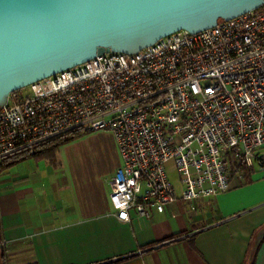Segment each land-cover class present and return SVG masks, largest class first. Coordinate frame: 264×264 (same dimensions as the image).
Listing matches in <instances>:
<instances>
[{
	"label": "built area",
	"instance_id": "obj_1",
	"mask_svg": "<svg viewBox=\"0 0 264 264\" xmlns=\"http://www.w3.org/2000/svg\"><path fill=\"white\" fill-rule=\"evenodd\" d=\"M24 90L0 108V161L72 131H106L120 159L108 183L118 221L178 201L195 211L243 168L264 169V4L135 54H100Z\"/></svg>",
	"mask_w": 264,
	"mask_h": 264
},
{
	"label": "crops",
	"instance_id": "obj_2",
	"mask_svg": "<svg viewBox=\"0 0 264 264\" xmlns=\"http://www.w3.org/2000/svg\"><path fill=\"white\" fill-rule=\"evenodd\" d=\"M29 161L39 173L27 174ZM117 165L115 171L120 159ZM115 171L106 189L101 180L67 174L57 160L28 159L1 172L0 264L247 260L253 237L264 226V169L233 178L227 193L199 201L195 211L178 201L147 218L131 212L129 222L118 221L111 210L108 183ZM253 257V264H264V242Z\"/></svg>",
	"mask_w": 264,
	"mask_h": 264
},
{
	"label": "water",
	"instance_id": "obj_3",
	"mask_svg": "<svg viewBox=\"0 0 264 264\" xmlns=\"http://www.w3.org/2000/svg\"><path fill=\"white\" fill-rule=\"evenodd\" d=\"M264 0H0V108L10 95L88 63L131 55L171 34H197ZM264 239L254 235L251 254Z\"/></svg>",
	"mask_w": 264,
	"mask_h": 264
},
{
	"label": "rangeland",
	"instance_id": "obj_4",
	"mask_svg": "<svg viewBox=\"0 0 264 264\" xmlns=\"http://www.w3.org/2000/svg\"><path fill=\"white\" fill-rule=\"evenodd\" d=\"M24 93L25 90H22L20 94ZM52 160L60 162L64 168V172L67 174L77 177H92L98 180V183L101 182L106 189L105 183H107L111 171H115L118 166L119 157L112 135L106 131H99L86 132L78 140H73L65 144V146H61L55 152ZM27 165L30 166L29 173L27 174L33 172L39 173L34 161L27 162ZM167 173L177 193H179L181 185L171 163L167 165ZM99 180L101 181L99 182Z\"/></svg>",
	"mask_w": 264,
	"mask_h": 264
},
{
	"label": "trees",
	"instance_id": "obj_5",
	"mask_svg": "<svg viewBox=\"0 0 264 264\" xmlns=\"http://www.w3.org/2000/svg\"><path fill=\"white\" fill-rule=\"evenodd\" d=\"M22 91H18L15 92L13 94L10 95L11 98L14 97H19L22 94H20ZM84 134H86V132L81 131V130H76V131H72L68 134H64V136L59 137L55 140H52L50 142H47L43 145H40L39 147H35L29 150H25L23 152L17 153L9 158L3 159L2 161H0V173L9 169L10 167L19 164L21 162H24L28 159H47V160H52L53 156L55 154V152L61 147V146H65V144L73 141V140H78V138L82 137ZM252 171V169L250 168H243L241 170L242 176H247L250 172ZM262 242H264V239L262 240ZM261 242V243H262ZM260 243V244H261ZM251 250V247H250ZM254 253L251 254V252H249V256L247 258V260L243 263V264H253L254 262Z\"/></svg>",
	"mask_w": 264,
	"mask_h": 264
}]
</instances>
